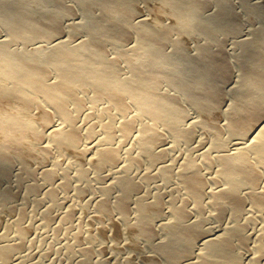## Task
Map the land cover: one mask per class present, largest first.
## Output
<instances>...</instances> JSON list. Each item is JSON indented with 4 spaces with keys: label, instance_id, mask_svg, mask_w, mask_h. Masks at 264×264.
<instances>
[{
    "label": "bare ground",
    "instance_id": "6f19581e",
    "mask_svg": "<svg viewBox=\"0 0 264 264\" xmlns=\"http://www.w3.org/2000/svg\"><path fill=\"white\" fill-rule=\"evenodd\" d=\"M165 1L178 23L165 24L163 30H157L146 19H135L138 0H0V26L9 32V37L0 38V98L17 100L21 107L0 110V203L15 207L18 197L13 186L15 180L32 194L37 195L42 189L39 181L32 182L35 176L16 170L17 155L24 157L28 134L38 143L48 137L59 151L82 145L84 136L71 103L84 104L77 84L84 85L96 93L94 102L110 100L111 105L105 111L111 114L115 108L127 113L131 104L138 106L139 115L127 117L122 123L126 133L134 130L138 116L149 119L144 124L140 153L131 155L127 161L123 162L112 131L98 144L85 143L91 164L97 162L102 171L111 168L107 175L97 171L92 181L90 166L82 165L76 173L82 181L95 180L101 184L103 195L97 199L98 205L118 209L128 222L138 224L142 234L158 236L153 247L172 264H240L244 260L240 249L246 248L249 239L248 223L243 220L245 206L250 200L257 208L264 209V191L258 189L264 175L259 169L264 170V0ZM71 3L83 11V17L70 27L72 30L68 27L70 34L66 36L65 29L69 26L66 18L75 13ZM252 6L261 16L259 23L247 17L246 11ZM78 30L87 37L85 34V38L74 42L71 35ZM133 33L137 34L133 53L144 51L146 57L131 64L130 72L124 74L121 60H129L132 54L121 50L118 57H111L107 42L129 40ZM191 33L198 35L194 51L186 49L178 38L179 34ZM23 38H44L47 44L39 48L19 47L17 42ZM165 82L170 89L164 88ZM226 94L231 98L226 118L230 121L229 132L247 139L235 141L234 152L224 150L228 142L220 135L213 147L218 153L207 150L202 161L196 155H188L179 171L164 163L160 170H147L143 179L133 173L131 163L146 159L156 164L166 156L169 147L153 149L165 136L159 127L167 128L177 141L190 142L194 127L207 124L201 120L188 124L190 114L185 105L190 102L198 111H210L225 101ZM35 107L41 112L43 125L49 127L47 133L29 116ZM55 116L62 122L56 123ZM150 129L153 133L147 135ZM10 140L16 143V153L9 149ZM41 149L48 155L54 152L51 144L41 145ZM216 164L221 171L211 178L217 185L210 189L204 167ZM159 173L165 177L166 188L179 178L180 184L174 185L175 188L188 191L201 210L200 217L196 218L188 206L179 204L173 197L171 218L165 217L157 223L158 217L168 212L163 203L167 190L163 189L164 194L159 187L155 195L141 191ZM45 175L47 180H54L56 169L47 170ZM65 178V186L69 188L73 177L66 174ZM249 187H253L251 192H244ZM76 188L83 192L86 187L78 184ZM116 190L119 193L114 199ZM47 194L54 201L46 209V215L51 217L52 208L60 200L58 188H51ZM137 194L140 196L135 199ZM208 195L217 206L219 218L232 209L234 218L227 228L208 226V217L203 215L211 203L206 201ZM155 201L162 205L154 214H147L146 208ZM133 203L138 205L135 215H132ZM24 210L16 221L19 235L0 234V258L4 264H29L27 256L21 254L28 244ZM70 219L72 212L65 217L66 221ZM73 245L69 246L72 252L76 250ZM259 248L264 254L263 242ZM82 251L84 258L80 264H91L92 249L83 247ZM158 262L154 258L152 264Z\"/></svg>",
    "mask_w": 264,
    "mask_h": 264
},
{
    "label": "rangeland",
    "instance_id": "374dc122",
    "mask_svg": "<svg viewBox=\"0 0 264 264\" xmlns=\"http://www.w3.org/2000/svg\"><path fill=\"white\" fill-rule=\"evenodd\" d=\"M237 1L242 3V0ZM247 1L251 3V0ZM137 3L136 9L138 13H136L139 15H135L137 21L141 20L139 18L146 19L147 23L157 30H163L165 24L175 26L178 23L172 8L165 0H138ZM71 4L72 7L74 6L75 8V13L72 14L73 16L67 17V21L65 20L71 23L68 24L65 22L69 25L67 26L65 24V27L67 26V30L65 29L66 33L64 31L66 36L68 33L70 34V30H72L70 27L72 28V25L81 21L83 17V11L75 4ZM246 14L247 17L254 19V23L262 21L255 6L247 10ZM68 27L70 30H68ZM79 31L80 30H78V33L72 31L73 34L71 38L74 42H76L75 39L79 42L81 38H85L86 33ZM7 36L9 37L8 30L0 26V38H6ZM197 36L196 33L179 34L178 38L183 40L186 49L194 51L196 47V42L194 43V41L198 40ZM131 38L125 41L117 39L107 42V47L109 49L108 55L111 57H118L121 50L129 51L132 54L131 57L129 56V60L124 62L121 60L123 73H129L131 64H136L146 57L144 51L133 53L135 50L132 46L137 44V34L135 36V33H133ZM45 44H47V42L44 38L37 40L23 38L17 42L19 47L28 46L39 48ZM172 48L175 47L173 46ZM164 85L165 89H170L167 82H165ZM77 86L78 89H80V95L84 99V104L80 105L78 101H72L71 104L78 117L77 121L84 136L82 145L67 147L59 151L48 137H45L38 143L33 142L31 133L28 134V144L24 147V157L17 155L16 170L28 173L29 176L31 174L35 176L32 182L39 181L42 184V189L35 195L30 193L28 187L25 185H19L16 180L13 182V186L18 192V197L14 202V208L0 203V234L9 232L13 237L18 236V225L16 221L22 217L21 212L25 209L26 216L24 215L23 221L27 230L26 239L28 244L26 243L27 247L24 248L25 250L23 249L21 254L27 256L25 258L29 264H80V260L84 258V253L82 251L83 247H90L93 251L91 264H152L154 258H158L159 262L157 264H172L171 261L162 257L161 254L154 249L153 246L158 236H146L142 234L138 224L135 221L133 223L128 222L118 209L109 210L103 206H99L97 199H100L103 195V192L99 189V185L101 184L95 180L93 183H89L88 180L82 181L76 175L78 168L82 165L90 166V181L97 177V171L100 173L103 172V174L106 175L111 172V168L103 169L102 171L97 162L91 164L88 159L89 151H86L84 147L87 145L85 143H100L101 139H104L109 131L115 134L114 143L121 148L123 162L127 161L131 155L140 153L139 145L141 138L144 137V124H147L146 122H148L149 119H141L138 116L134 130L131 133H126L123 130L122 123H124L127 117L139 115V108L136 104H131L130 111L127 113L115 108L114 112L111 114L105 111V108L111 105L109 99H101L99 101L100 103L94 102L95 92L91 91V89H86L84 85L77 84ZM227 95L228 94H226V96ZM227 97L221 105L212 108L210 111H198L193 105H190V102H184V105L188 103L185 106H188L187 110H189L190 114L186 122L189 124L201 120L207 125L202 126V124H198L194 127V135L190 142L177 141L167 128L162 126L159 127L165 136L158 144L153 146V149L160 151L165 147H169L166 156L156 164H152L146 159H143L142 163H131L133 173H135L138 178H142L147 170H160L161 165L164 163L172 164L174 170L179 171L188 155H196V157L202 161L204 159V153L207 150L211 151L212 154L218 153L213 147L220 135L228 142V146L224 148V150L234 152L236 145L233 143L235 141H245L247 139L243 135H232L229 132L228 127L230 121L226 118L229 112L228 103L231 98H229V95ZM9 108H15L16 110L21 109L17 100L9 97L0 98V110L5 112ZM34 109L29 116L36 120L42 130L47 133L49 127L43 125V118L40 115V110L38 107ZM54 120L56 123L62 122L59 116H55ZM152 133L153 130L150 129L146 134ZM44 144H51L54 146L53 154L48 155L41 149V145ZM9 149L16 153L17 148L14 140H10ZM86 152L88 153L86 154ZM193 166L194 165L191 167ZM49 169H56V175L52 181L47 180L45 175ZM259 169L264 173L262 167H259ZM204 170L210 180V189L216 187L217 184H215L211 178H213L215 174L218 175V173H220V166L216 164V166L209 168L206 165ZM34 172L37 174L34 175ZM66 174L70 175L71 178L73 177L72 186L69 188H67L64 183L67 179L65 178ZM30 179L32 180L33 177L31 176ZM176 180V183L172 182L173 184L170 183V185L167 186L168 188H166L164 184L165 177L160 174L154 182L151 184L146 183L143 186L141 191L142 194L151 192L155 195L160 191L159 187L164 191V194L167 192L163 199V203L168 212L164 216L158 217L159 220H157V223L160 220H164L165 217L171 218L172 214L169 211L172 209L170 203H173L171 201L173 197L178 199L179 204L188 206L192 215L196 218L200 217L202 214L198 206L195 205L193 197L186 189L177 190L175 188V186H178V183L180 184L178 177ZM221 183H224V181ZM78 184L85 185L86 188L83 189V192L82 190L80 192L77 190L76 186ZM172 185H175V189L170 187ZM53 187L58 188L60 202L58 201V203L55 204L52 208L51 217H48V215H46V209L49 208V205L53 206L54 201L47 194V191ZM163 189L167 191L165 192ZM251 189H253V187L246 188L244 192L250 193ZM258 189L264 191V175L258 185ZM118 193V190H116L114 199H116ZM138 196L140 195L137 194L135 199ZM206 201L212 203L209 195ZM156 202L157 201L146 208L147 214H154L162 205V203ZM211 203L207 204L205 213L203 214L208 217V226L216 229L227 228L234 218L232 209L230 208L227 215L221 219L217 215V206ZM245 208L243 220L248 223L246 225V233L249 232V235L247 234L249 239L246 248L240 249L242 257L244 256L242 258L244 260H241L240 264H264V254L259 248L260 243H264V209L257 208L250 200L247 202ZM132 209V215H135L138 210L137 203H133ZM70 212H72V219L66 221L65 217ZM69 243L70 245L74 243L75 246H73L76 249L74 252L70 251ZM28 258L31 259L28 260ZM34 260L35 262H30ZM37 260L40 261L36 263ZM0 264H4L1 258Z\"/></svg>",
    "mask_w": 264,
    "mask_h": 264
}]
</instances>
